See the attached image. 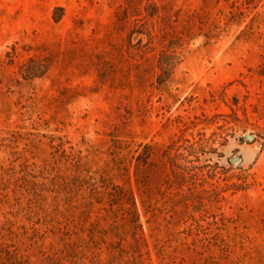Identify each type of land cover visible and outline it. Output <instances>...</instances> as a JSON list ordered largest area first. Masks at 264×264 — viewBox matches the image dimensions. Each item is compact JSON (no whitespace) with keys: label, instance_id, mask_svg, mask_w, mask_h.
Returning <instances> with one entry per match:
<instances>
[{"label":"rangeland","instance_id":"rangeland-1","mask_svg":"<svg viewBox=\"0 0 264 264\" xmlns=\"http://www.w3.org/2000/svg\"><path fill=\"white\" fill-rule=\"evenodd\" d=\"M0 264H264V0H0Z\"/></svg>","mask_w":264,"mask_h":264},{"label":"trees","instance_id":"trees-1","mask_svg":"<svg viewBox=\"0 0 264 264\" xmlns=\"http://www.w3.org/2000/svg\"><path fill=\"white\" fill-rule=\"evenodd\" d=\"M59 10H62V8H58ZM168 57H171V55H167L165 53H162L160 55V58H168ZM171 62H161L159 63V70L161 72V74L159 75V77L162 76V74L169 76L172 69H173V66L170 64ZM41 67V66H40ZM44 67V68H43ZM41 69V68H40ZM42 69H45V65L42 66ZM37 72H32V74H30L31 76H28V74L25 75V73H30L28 72V70L26 72H24L22 75V77H26L28 79H30L31 77H40V75L43 74V70H36ZM25 78V79H26ZM137 182V180H136ZM126 198L125 202L124 203H127L129 206H131V200H135L134 199V195L132 194L131 192V196H130V199ZM124 201V200H123ZM131 227H132V230L134 231L135 235H137L136 232H140V233H143L142 231V224L140 222V217L137 213V210L135 209V204L132 202V213H131Z\"/></svg>","mask_w":264,"mask_h":264},{"label":"water","instance_id":"water-1","mask_svg":"<svg viewBox=\"0 0 264 264\" xmlns=\"http://www.w3.org/2000/svg\"><path fill=\"white\" fill-rule=\"evenodd\" d=\"M253 138H254V136H253L252 134H245V135L243 136V138H240V141H242V140H249V141H252ZM238 161H240V158H239L238 156H235V157H233V158L231 159V163H236V162H238Z\"/></svg>","mask_w":264,"mask_h":264}]
</instances>
